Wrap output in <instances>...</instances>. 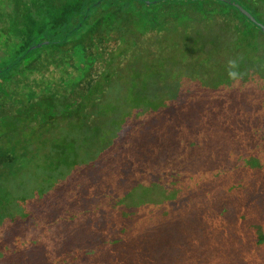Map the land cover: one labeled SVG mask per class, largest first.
I'll return each instance as SVG.
<instances>
[{
	"label": "trees",
	"instance_id": "16d2710c",
	"mask_svg": "<svg viewBox=\"0 0 264 264\" xmlns=\"http://www.w3.org/2000/svg\"><path fill=\"white\" fill-rule=\"evenodd\" d=\"M97 1L0 0V71L4 70L0 73L1 143L20 144L19 135L35 133L36 128L61 117L73 118L83 129L94 117L106 119L115 106L107 103L112 91L106 89L112 87L117 75L119 81L132 75L129 100L134 110L146 113L142 106H148L152 119L167 120L162 112L167 96L155 92L151 97L147 92L150 85L157 88L158 81L165 80L163 71L170 64L174 77L188 74L196 86L186 105L171 116V122L177 123L164 130L168 132L165 136L173 139L174 150L180 145L185 150L182 173L177 176L169 170L166 175L177 176L179 187L174 192L190 211L182 213L177 205L173 215L182 218L189 229L186 239L201 243L202 234L209 232L213 245L233 249L238 256L234 264H264V32L235 8L217 0H165L151 5L139 0H102L92 6ZM237 1L264 23V0ZM215 19H222L221 29L228 28L227 36L221 31L189 30L191 21L197 24ZM141 37L152 38L159 48L156 56L148 55L151 59L133 67L136 41ZM46 40L51 42L23 56ZM100 46L115 49L105 59ZM129 54L133 59L118 74L116 60ZM229 59L238 61L243 74L238 82L228 78ZM99 61L102 69L92 77ZM139 85L140 90L135 91ZM114 99L121 101V97ZM130 109L122 111V117L130 115ZM84 130L88 139H96L108 128L89 126ZM73 150L76 167L75 144ZM191 160L196 161L192 167ZM79 171L89 184H98L90 170ZM184 182L187 188L181 186ZM79 199L80 206L86 208L83 195ZM225 200L235 209L230 222ZM217 231H221L219 238L215 237ZM205 250L196 244L192 249L184 245L181 261L179 251L171 249L172 259L168 255L167 264H212L209 260L214 256ZM149 254L143 255L140 263L161 264ZM132 258L125 250L122 264ZM65 259L88 262L90 256L65 251L58 264Z\"/></svg>",
	"mask_w": 264,
	"mask_h": 264
},
{
	"label": "rangeland",
	"instance_id": "374dc122",
	"mask_svg": "<svg viewBox=\"0 0 264 264\" xmlns=\"http://www.w3.org/2000/svg\"><path fill=\"white\" fill-rule=\"evenodd\" d=\"M222 24V19H215L197 24L191 21L188 25L193 33L200 30L205 33L212 31L216 34L221 31L227 36L228 28L222 30ZM152 33L151 35H154L157 32ZM136 43L138 45L134 53L137 56L131 65L133 67H137V63L141 66L143 64L141 62L145 59H151L152 56L148 55L156 56L159 48V45L148 37H141ZM100 49L104 58L108 59L109 53L113 52L115 47L100 46ZM132 59L133 56L129 54L116 60L118 74L127 61ZM169 65L167 64L166 70L163 71L165 80L158 81L157 88L150 85L147 92L152 95L151 97L155 92L160 93V96H167L168 100L162 108L167 120L152 119L153 114L148 106H142L146 113L133 109L134 103L129 100L133 91L132 75L123 81L118 80V75L113 78L112 87L106 89L110 93L111 88L112 97L106 98V101L114 103V109L106 119L94 117L88 124L98 126L100 129L108 128V130L102 131L96 139L95 137L88 139L85 130L78 132L75 147L78 154L76 160L80 165L72 171L69 169L56 171V178L60 179L58 183L60 188L57 186L55 192L50 193L49 198H52L51 202L57 200L62 206L58 209V213L63 211V215H72L65 218L59 217L46 232L39 227L32 229L22 227L20 237L27 244L21 251L15 249L12 233H7L4 239L8 242L10 250L1 253L0 264H53V262L48 263L45 257L48 260H54L62 256L65 251H72V253L80 251L90 256L88 262H69L68 264H117L119 262L122 264L125 250L133 254L132 259L135 263L126 259L127 261L123 264L140 263L143 255L149 253V256L154 257L156 261L158 259L161 264H167L168 255L172 259L171 249L179 251L183 261L184 245L192 249L193 244H196L198 249H206L205 251L210 252V256H214L209 263L234 264L238 260L233 249H223L221 246L213 245L211 241L213 237H210L209 232L203 233L201 230L203 233L201 243L186 239V230L189 231V229L184 227L182 218L173 215L174 207L177 205L182 213L190 211L174 192L179 187V183L175 181L183 171L181 164L184 162L185 150L183 145L174 150L173 145L170 144L173 139L165 136L168 132L164 130L169 128L167 125L174 126L173 124L177 123V121L171 122V116L179 106L183 108L186 105L189 93L196 89V86L188 74L174 77V72H171L172 68ZM101 69L102 64L99 61L97 67L92 69L91 76L97 77ZM91 83L92 80L89 85ZM140 87L141 85L135 87V91L140 90ZM114 97H121V101H115ZM171 104H174L172 108ZM130 108H132L130 115L122 117V111H129ZM114 119L117 123L113 121ZM106 121H109L107 125H105ZM120 122L123 125H119ZM88 125L86 127H89ZM62 131L61 128L60 132ZM227 150H235V148L228 147ZM174 156L179 159L167 162L168 158ZM29 157L36 159L39 165H35ZM195 162V160L190 161L191 167L195 165ZM14 163L18 164L16 169L18 174L6 179V182L13 185L19 183L26 175H29L28 178L31 179L37 177L36 181L43 182V178L40 177L43 174L42 171L51 168V163L42 162V157L38 154L28 155V157L21 155L20 159ZM84 168L90 170L93 176L95 175L94 178L99 180L98 184H89V179L81 174L83 171H79ZM169 170L177 176H167L166 172ZM93 171L99 173L100 177ZM181 186L185 187L186 183H182ZM106 188L107 193H103ZM16 189L13 188L12 192ZM104 194H107V197ZM80 195H83L84 203L87 202L86 207L94 208L88 215L83 212L84 207L76 203V198ZM225 205L229 208L227 219L230 222L235 215V209L228 200H225ZM40 208H48V206H38L34 201H30L25 207L15 203L11 211L15 217L21 214L23 218L38 217L36 215H40ZM120 228L123 229L119 230ZM220 233L221 231H217L215 237L219 238ZM116 241L121 242L118 244ZM150 263L148 261L146 264Z\"/></svg>",
	"mask_w": 264,
	"mask_h": 264
},
{
	"label": "flooded vegetation",
	"instance_id": "af4514ba",
	"mask_svg": "<svg viewBox=\"0 0 264 264\" xmlns=\"http://www.w3.org/2000/svg\"><path fill=\"white\" fill-rule=\"evenodd\" d=\"M61 128L63 129L62 132H60ZM78 128V124L74 122L73 118L64 119L61 117L49 125L36 128L35 133L19 135L18 137L22 139L20 144L8 145L0 141V255L2 252H9L10 250L8 242L4 239L7 233H12L15 249L21 251L27 244L20 237L22 227H28L29 229L39 227L46 232L59 217L65 218L72 215H63V211L58 213V209L62 206L57 200L51 202L52 198H49V195L51 192H55L57 186L60 188L58 185L60 179L56 178L57 170L69 169L72 171L80 165L76 167L73 165V148L76 143L74 137L83 129ZM0 139L2 138L0 137ZM33 154L41 155L42 162L51 163V168L42 171L43 174L40 175L43 182L36 181L37 177L35 179L28 178L29 175H26L23 179L21 178L20 182L14 185L6 182V179L18 174L16 170L18 164L14 162H17L21 155L28 157V155ZM29 159L33 160L35 165H39L36 159L31 157ZM13 188H17L16 191L12 192ZM30 201L36 202L38 206L46 205L48 208H40V215H36L38 217L27 216L28 218H23L20 212L21 216L15 217V214L11 211L12 206L18 203L21 207H25ZM76 203L80 206L79 196L76 198ZM70 206L72 207V205ZM91 209L94 208L90 206L82 208L86 215L93 211ZM59 258L48 260L45 257L48 263L53 262V264H58ZM69 262H71L70 259H65L63 264Z\"/></svg>",
	"mask_w": 264,
	"mask_h": 264
},
{
	"label": "water",
	"instance_id": "95a60500",
	"mask_svg": "<svg viewBox=\"0 0 264 264\" xmlns=\"http://www.w3.org/2000/svg\"><path fill=\"white\" fill-rule=\"evenodd\" d=\"M139 1H142L148 5H151V4H156L158 2L165 1V0H139ZM217 1L223 2L227 5H230L231 7L235 8L242 16H244L247 20H249L252 24H254L257 28H259L260 30H262L264 32V23L261 22L247 7H245L239 1H237V0H217ZM101 2H102V0H98L92 6H96V5L100 4ZM89 9H88V11H89ZM50 42L51 41L46 40V41H42V42L32 46L30 49H28L26 51V53L23 56H25L27 53H29L30 51H32L36 48H39L43 45L49 44ZM3 71H0V73H2Z\"/></svg>",
	"mask_w": 264,
	"mask_h": 264
},
{
	"label": "clouds",
	"instance_id": "9594fccd",
	"mask_svg": "<svg viewBox=\"0 0 264 264\" xmlns=\"http://www.w3.org/2000/svg\"><path fill=\"white\" fill-rule=\"evenodd\" d=\"M227 75L230 81L238 82L242 78V73L239 71V64L236 59H229L227 62Z\"/></svg>",
	"mask_w": 264,
	"mask_h": 264
}]
</instances>
